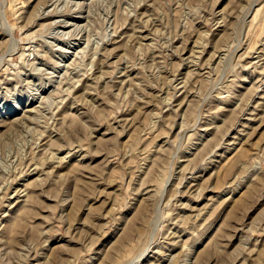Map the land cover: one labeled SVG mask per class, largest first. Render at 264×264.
<instances>
[{
	"label": "rangeland",
	"instance_id": "obj_1",
	"mask_svg": "<svg viewBox=\"0 0 264 264\" xmlns=\"http://www.w3.org/2000/svg\"><path fill=\"white\" fill-rule=\"evenodd\" d=\"M0 264H264V0H0Z\"/></svg>",
	"mask_w": 264,
	"mask_h": 264
},
{
	"label": "bare ground",
	"instance_id": "obj_2",
	"mask_svg": "<svg viewBox=\"0 0 264 264\" xmlns=\"http://www.w3.org/2000/svg\"><path fill=\"white\" fill-rule=\"evenodd\" d=\"M85 58H86V57H85ZM85 58H84V59H85Z\"/></svg>",
	"mask_w": 264,
	"mask_h": 264
}]
</instances>
